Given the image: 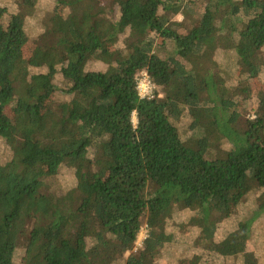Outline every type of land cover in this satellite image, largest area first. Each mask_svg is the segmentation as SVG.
<instances>
[{
	"label": "trees",
	"instance_id": "trees-1",
	"mask_svg": "<svg viewBox=\"0 0 264 264\" xmlns=\"http://www.w3.org/2000/svg\"><path fill=\"white\" fill-rule=\"evenodd\" d=\"M49 1L0 0V244L16 264H147L182 241L181 208L191 264H263L246 252L264 251V0ZM87 53L104 68L81 73ZM81 180L91 195L70 196Z\"/></svg>",
	"mask_w": 264,
	"mask_h": 264
},
{
	"label": "rangeland",
	"instance_id": "rangeland-1",
	"mask_svg": "<svg viewBox=\"0 0 264 264\" xmlns=\"http://www.w3.org/2000/svg\"><path fill=\"white\" fill-rule=\"evenodd\" d=\"M109 1H115V0H109ZM117 1L122 3L121 0H117ZM42 4L44 6H49L52 3L49 0H42ZM174 20L176 23H180L181 25H184V24L188 25L191 22H193L192 17H190L188 13L185 11L178 13L175 16ZM125 24L133 25L134 29H138L140 27V23L135 20L126 21ZM33 46H34V43L30 41L25 46L26 52L27 53L32 52V50L34 49ZM90 57L91 55L87 53L84 60L80 64L79 71L81 73L98 71L104 68L103 63H101L100 61L89 59ZM133 122H136L135 113L133 114ZM220 149L223 150V148H220ZM76 164L77 163H74V162L72 163V165L74 166ZM40 169L41 168L39 166L35 165V163L32 162L30 164V167H29V170L26 176L24 177V182H29L32 179H34L38 175ZM66 172H68L67 169L63 171L62 175L64 177H66ZM68 187L69 188L66 191H69L68 194H70V196L74 194L91 195L92 193L91 184L89 183V181H86V180H81L80 182L76 181L75 183L70 184ZM259 190L260 191L257 192L258 197L263 198L264 191L261 188ZM32 205H33V202L32 200H30L28 207H32ZM189 213H190V210L186 208H181L178 212V217H176L175 223L177 224V228L174 229V231H176L177 234L182 237V241H180L179 244H174V245L168 244V243L165 244L164 247L160 250V252H158L155 255V258L149 259L147 264H191L192 262L191 260L194 259L195 249H197L195 247L193 249L191 248L192 237L194 235L193 233L196 231L197 227L195 226L196 224H194L191 221ZM143 224H145V222ZM145 237H146V226L144 225L138 233L137 239L133 245V250L138 249L140 247L139 243H141L142 245ZM217 249L220 252L227 251L224 241L217 243ZM263 252L264 251L261 249L255 250L250 247L248 248V251L246 253L250 255L251 257H253V255H256V256L258 255L260 261H262V263L264 264V258L260 257L261 255L264 254ZM21 254H22V249L20 248L18 249V248L8 247L6 245L0 244V257L8 260L10 264H16V261L20 257ZM244 257L246 256L244 255ZM220 259H221L222 264L228 263L231 261L229 257L223 256V255ZM111 264H115V262H112Z\"/></svg>",
	"mask_w": 264,
	"mask_h": 264
},
{
	"label": "built area",
	"instance_id": "built-area-1",
	"mask_svg": "<svg viewBox=\"0 0 264 264\" xmlns=\"http://www.w3.org/2000/svg\"><path fill=\"white\" fill-rule=\"evenodd\" d=\"M137 89L140 97H147L153 93L154 85L145 71L140 72L137 76ZM139 245L141 246V243Z\"/></svg>",
	"mask_w": 264,
	"mask_h": 264
}]
</instances>
